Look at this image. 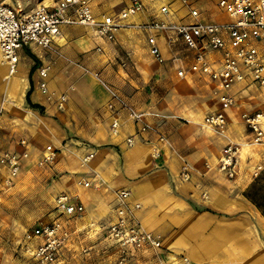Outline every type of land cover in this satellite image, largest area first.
<instances>
[{"label":"crops","instance_id":"0c3cea01","mask_svg":"<svg viewBox=\"0 0 264 264\" xmlns=\"http://www.w3.org/2000/svg\"><path fill=\"white\" fill-rule=\"evenodd\" d=\"M55 1L38 0L49 5ZM140 1L144 11L131 17L129 23H143L154 17L178 21L186 13L176 2L171 5L172 16L159 15L158 3ZM203 1L198 0V6L204 19L227 20L216 3L213 17H206ZM129 2L91 0V12L100 20L107 15H116ZM146 37L139 30L121 29L116 32L114 41L108 42L97 37L91 27L68 25L61 28L56 51H46L36 45L21 48L12 76H7L6 65H0V107L3 108L0 147L19 150L18 141L26 139L31 146L32 158L36 160L45 146L51 145L57 150L65 140L69 149L63 150L61 155L68 162L60 170L77 174L71 178L72 191L60 193L77 196L85 212L89 204L84 198L89 196L87 192H92L90 195L97 199L103 212L107 211L111 221L113 210L110 207L117 202L115 191L128 190L130 204L141 206L137 211L141 225L165 237L162 240L169 249L190 264H264V216L245 197L256 178L253 175L255 168L260 166L264 170V151L260 149L264 145H260L256 159H249L245 164L238 159L233 179L226 178L216 168L226 143H236L240 147L242 137H245L244 141L249 138L237 116L238 111L264 114L244 109L238 92L250 87L264 88L245 81L233 89L238 108L227 113L226 136L217 135L203 126L206 114L194 123H181L175 118L177 113L173 107L179 85L186 84L189 88L188 84L194 80L204 92L213 87L216 96L217 88L208 77L189 71L191 57L175 35L161 34L157 38L163 64L148 55ZM212 56L217 58L218 55ZM144 57L149 60V67ZM170 61L183 63L184 68H175L174 75L169 73V77H164L165 69L161 65H168ZM48 65L50 69L45 79L48 94H43L38 85L41 80L37 70ZM179 69L185 71L183 77L177 76ZM95 73L135 111L145 114L143 121L150 130L136 135V125L126 110L120 109L117 115L114 114L118 108H109V96L93 76ZM28 92V102L39 108L27 104ZM114 115L119 121L115 134L111 131ZM234 124L237 128L230 137L229 131L233 132ZM133 135L135 144L129 148L125 141ZM160 135L167 139V145L157 143ZM159 147L161 156L154 159L153 150ZM90 153H93L91 161L81 165V159ZM184 162L191 168L188 181L179 176ZM205 164L210 168L206 169ZM29 167L39 168L29 165L24 170ZM93 175L104 180V188L96 191L76 185L78 179ZM213 213L223 219H215Z\"/></svg>","mask_w":264,"mask_h":264},{"label":"built area","instance_id":"2783aa9c","mask_svg":"<svg viewBox=\"0 0 264 264\" xmlns=\"http://www.w3.org/2000/svg\"><path fill=\"white\" fill-rule=\"evenodd\" d=\"M158 3L159 15L172 16V3H179L185 9V15L178 21H162L154 17L143 23H129L128 20L143 12L145 7L140 0H130L116 15H107L97 20L91 12V0H57L52 5L39 4L28 13H23L20 6L11 7L0 3V65L7 67V76H12L17 69L18 51L21 48L36 45L46 51H56V40L61 34V28L68 25L91 27L97 37L113 42L115 34L121 29H137L145 33L150 55L159 64L164 63L157 42L159 35L173 34L185 45L191 57L188 67L192 73L206 76L217 88V108L206 114L203 126L217 135L226 136L228 128L227 113L238 108V101L233 89L248 81L254 86L264 88V0H217L216 7L227 20L211 21L204 19L198 6V0H149ZM100 51V49H97ZM217 54V58L212 55ZM50 66L37 70L40 78L39 88L43 94H48L45 79ZM185 71L179 69L178 77H183ZM93 76L101 83L109 96V108L117 115L120 109L126 110L136 125V135L150 130L143 121L145 114L135 111L127 101L113 88L106 85L98 74ZM63 102L64 97H60ZM60 108V105L58 106ZM3 108L0 107V120ZM114 115L111 123L113 134L119 128V121ZM157 116V115H155ZM238 118L248 131V146L264 145V114L260 112L238 111ZM134 136L126 139L127 147L135 144ZM160 146L167 145L164 136H158ZM19 150L0 147V186L11 187L19 178L26 166L33 165L47 168L54 164L56 150L51 145L45 146L38 159L34 160L31 146L26 139L18 141ZM239 145L228 142L224 145L216 168L226 178L233 179L238 166ZM161 156V148H155L154 159ZM93 153L81 159V165L88 164ZM204 167L209 169V165ZM262 168L256 167L254 177ZM183 181H188L191 168L183 163L179 173ZM76 185L92 188L96 191L105 187L101 177L93 175L88 179H78ZM116 205L112 220L104 227L106 240L119 251L118 264H126L127 253L130 250L152 251L156 264H170L164 255L166 250L162 245L160 234L146 230L140 223L137 211L139 203L130 204V191H115ZM55 210L67 219L79 220L84 216L85 209L77 196L66 193L57 194L54 199ZM70 236V230L62 221L40 225L24 235L25 241H33L30 247L31 256L40 264H63L61 257ZM183 264H190L186 258Z\"/></svg>","mask_w":264,"mask_h":264},{"label":"rangeland","instance_id":"374dc122","mask_svg":"<svg viewBox=\"0 0 264 264\" xmlns=\"http://www.w3.org/2000/svg\"><path fill=\"white\" fill-rule=\"evenodd\" d=\"M216 1H203L204 8H202L206 17H213ZM1 2L14 8L19 5L23 13L30 12L40 4L38 0H3ZM144 49L147 47L144 46ZM148 55L151 57L149 51ZM143 59L145 60V57ZM144 62L149 67V60ZM161 66L165 69L164 77H169V73L174 75L175 68H184L183 63L180 64L177 61H170L168 65ZM183 85V87L187 86ZM188 85H190L189 88L179 85L177 93H175L176 102L173 103L174 112L177 113L175 118L187 125L196 122L197 119H201L217 107L216 92L213 87L204 92L194 80ZM238 94L239 99L242 100L240 104L244 109L264 112V90L250 87L240 90ZM232 126L233 132L229 131L228 135L230 137L232 133L234 134L237 124ZM242 138L243 140L239 142L238 159L245 164L249 159H256L259 156L260 146H248L245 144V137ZM66 142L64 140L61 147L56 150L52 166L47 168L29 167L20 174L13 186H0V264H40L31 256L28 249L34 247L36 240L27 242L24 235L40 225L56 220L62 221L70 230L67 247L63 250L61 257L63 264H118L120 253L106 240L103 231L110 222L109 216L107 211L103 212L99 208L97 199H93L90 195L92 192H87L89 196L84 198V202L87 201L89 206L82 219H67L54 208L53 199L56 194L72 191L70 190L73 184L71 178L76 173L60 170V167L64 164L67 165L68 162L67 158L61 155L63 150L69 149ZM52 148L55 149L53 146ZM260 149L264 151V147ZM56 164L57 168H55ZM251 189L254 192L257 190L259 192V194L253 195V198L258 203H264V170L256 178H253L249 186V190ZM115 205L113 204L110 210H113ZM194 207L198 209L196 206ZM216 218L223 219L219 214L215 215ZM162 245L166 250L164 255L169 262H172L171 264H183L180 260L181 255L174 254L164 241ZM126 264H156V260L152 251L130 250L127 253Z\"/></svg>","mask_w":264,"mask_h":264},{"label":"trees","instance_id":"16d2710c","mask_svg":"<svg viewBox=\"0 0 264 264\" xmlns=\"http://www.w3.org/2000/svg\"><path fill=\"white\" fill-rule=\"evenodd\" d=\"M28 95L29 92L26 95V100H27V104L31 107V108H39L37 105L31 104L28 102ZM251 190H248L247 193H245V197L247 198V200H249L251 202V204H253V206H255V208L260 212V214L262 216H264V203H258L254 198L253 195H257V193L259 194L258 190L257 192H254ZM253 192V193H252Z\"/></svg>","mask_w":264,"mask_h":264},{"label":"water","instance_id":"95a60500","mask_svg":"<svg viewBox=\"0 0 264 264\" xmlns=\"http://www.w3.org/2000/svg\"><path fill=\"white\" fill-rule=\"evenodd\" d=\"M3 1V0H0V2Z\"/></svg>","mask_w":264,"mask_h":264},{"label":"bare ground","instance_id":"6f19581e","mask_svg":"<svg viewBox=\"0 0 264 264\" xmlns=\"http://www.w3.org/2000/svg\"><path fill=\"white\" fill-rule=\"evenodd\" d=\"M4 1H6V0H4Z\"/></svg>","mask_w":264,"mask_h":264}]
</instances>
